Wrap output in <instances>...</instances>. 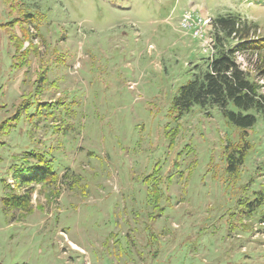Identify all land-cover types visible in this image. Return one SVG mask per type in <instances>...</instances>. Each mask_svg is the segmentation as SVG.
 Here are the masks:
<instances>
[{"label": "rangeland", "instance_id": "rangeland-1", "mask_svg": "<svg viewBox=\"0 0 264 264\" xmlns=\"http://www.w3.org/2000/svg\"><path fill=\"white\" fill-rule=\"evenodd\" d=\"M10 2L0 0V125L28 103L14 128L0 129V264H264L261 115L248 112L256 122L230 177L224 146L241 130L216 107L171 114L210 56L180 28L182 11L238 15L260 39L264 0ZM25 13L27 23L5 26ZM11 34L29 50L19 66ZM236 61L264 92V72ZM37 106L44 113L30 116ZM29 150L43 153L55 180L32 185L27 211L9 209L3 199L29 187L18 186L11 160ZM149 175L157 204L143 182ZM258 199L248 213L245 202ZM35 215L52 218L28 224Z\"/></svg>", "mask_w": 264, "mask_h": 264}, {"label": "trees", "instance_id": "trees-1", "mask_svg": "<svg viewBox=\"0 0 264 264\" xmlns=\"http://www.w3.org/2000/svg\"><path fill=\"white\" fill-rule=\"evenodd\" d=\"M11 3L10 0H5ZM26 23L28 19L33 18L29 13L24 14L21 20H12L7 22L5 26L13 27L19 21L24 19ZM215 29L214 35L216 39V50L212 58H208L206 69L193 77L180 87L177 96L174 97L171 114L174 119L181 118L184 114L191 110L194 105L201 108L216 107L226 119V121L241 130L240 140L237 144H228L224 146L226 154L225 172L234 177L238 169L243 165L246 157V149L248 144L245 137L249 130L252 129L256 122V117L248 112L254 111L261 115L264 120V92L262 86L250 75L249 71H242L235 62V53L245 56V60L250 62V67L257 65L258 70L264 72V38H250L251 24L246 20H242L240 16L235 14H222L213 18ZM235 34V36H232ZM9 39L13 41L15 52L13 59L21 65L23 59L27 57L29 50H21L22 42L15 41L11 34ZM16 53V54H15ZM28 103V102H27ZM26 102L20 104L16 108L15 114L9 119L3 121L0 129L7 134L10 129L16 126V122L22 115V111L26 110ZM43 106V105H42ZM48 106V104L46 105ZM41 107L37 106L36 108ZM43 112H40V111ZM37 111V112H36ZM35 114L40 117L44 113L43 109H35ZM176 134V128L169 130L167 137L169 139V148L173 146V138ZM241 144V145H240ZM23 156L13 157L9 169L12 170V176L18 186H29L25 192L11 194L3 199V205L13 210L27 211L29 206L32 185L43 184L55 180V171L50 162H48L43 153L39 151H24ZM157 174V172H154ZM143 182L149 186L150 203L157 204L160 198L158 181L152 179L149 175L144 178ZM259 199L253 204V200L246 201V206H252L247 212H251L258 207ZM260 205V204H259Z\"/></svg>", "mask_w": 264, "mask_h": 264}, {"label": "built area", "instance_id": "built-area-1", "mask_svg": "<svg viewBox=\"0 0 264 264\" xmlns=\"http://www.w3.org/2000/svg\"><path fill=\"white\" fill-rule=\"evenodd\" d=\"M179 26L183 31L188 32L191 37L199 42L200 48L204 53H209V58H212L216 50V39L214 35V21L207 12H199L196 8H187L182 11L179 21ZM235 36V34H232ZM237 58L243 60L245 56L240 53H235V62L242 71H249L246 66H242L236 61ZM245 59V58H244ZM248 67V65L246 63Z\"/></svg>", "mask_w": 264, "mask_h": 264}, {"label": "crops", "instance_id": "crops-1", "mask_svg": "<svg viewBox=\"0 0 264 264\" xmlns=\"http://www.w3.org/2000/svg\"><path fill=\"white\" fill-rule=\"evenodd\" d=\"M52 209V208H51ZM58 211H61V210H59L58 209ZM52 212V215H53V217H54V213H53V211H51ZM37 214V213H36ZM45 214V216H46V213H44ZM51 215V214H50ZM49 217V216H48ZM40 218V219H37L36 218V215H35V217L34 218H32L30 221L32 222V223H30V221H29V223L28 224H34V225H43V224H46L47 223V219H51L52 218V216H51V218ZM28 219V218H27ZM27 219L26 218H24V220H18V219H16L17 221L16 222H22V224H26V221H27ZM34 219H37V220H34ZM32 220H34V221H32ZM70 243V245H71V247L73 248V249H78V250H80V251H82V252H85L83 249H80V247L79 246H77L75 243H73V242H69ZM65 251L66 250H64L63 252L65 253ZM78 262H79V258H77V259H72L71 258V260H70V263L71 264H78Z\"/></svg>", "mask_w": 264, "mask_h": 264}]
</instances>
